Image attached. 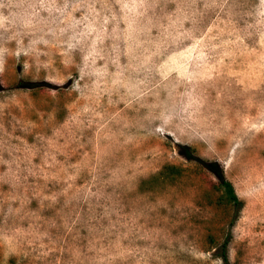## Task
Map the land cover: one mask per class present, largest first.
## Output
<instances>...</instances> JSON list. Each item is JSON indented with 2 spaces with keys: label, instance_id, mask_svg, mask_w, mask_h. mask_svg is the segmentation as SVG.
I'll list each match as a JSON object with an SVG mask.
<instances>
[{
  "label": "rangeland",
  "instance_id": "obj_1",
  "mask_svg": "<svg viewBox=\"0 0 264 264\" xmlns=\"http://www.w3.org/2000/svg\"><path fill=\"white\" fill-rule=\"evenodd\" d=\"M229 231L264 264V0H0V264H224Z\"/></svg>",
  "mask_w": 264,
  "mask_h": 264
},
{
  "label": "trees",
  "instance_id": "obj_2",
  "mask_svg": "<svg viewBox=\"0 0 264 264\" xmlns=\"http://www.w3.org/2000/svg\"><path fill=\"white\" fill-rule=\"evenodd\" d=\"M182 148L185 151V155L190 160H195L199 163H202L205 167L216 173L219 179V183L216 186V189L220 191L218 195L219 200L221 202L230 203L234 206V216L231 222V226H233L238 218L240 210L244 205V201L236 192L234 184L225 176L224 170L220 169V165L217 162H205L204 160H202V158L192 152L189 146H183ZM166 170L171 180H175L177 179V177L183 175V168L181 166L170 164L167 166ZM231 237L232 234L231 231H229L221 247L220 256L222 257L224 264H232L228 256V246L231 241Z\"/></svg>",
  "mask_w": 264,
  "mask_h": 264
}]
</instances>
